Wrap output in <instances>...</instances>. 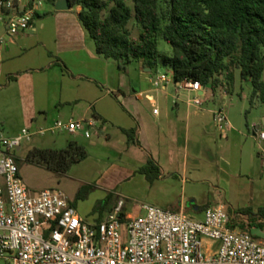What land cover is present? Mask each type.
I'll return each instance as SVG.
<instances>
[{
  "label": "crops",
  "instance_id": "1",
  "mask_svg": "<svg viewBox=\"0 0 264 264\" xmlns=\"http://www.w3.org/2000/svg\"><path fill=\"white\" fill-rule=\"evenodd\" d=\"M28 1L18 0L21 6ZM79 11L80 7L68 11H56L54 7L52 12L43 9L31 29L10 37L0 21V124H7L4 114L13 109L21 123L17 132L51 128L57 121L83 122L84 129L71 134L88 140V158L93 156L92 148L107 151L95 157L102 166L99 172L111 173L122 181L141 177L152 194L150 205L174 212L183 210L202 217L199 208L203 207L197 200L213 168L220 171L223 188L231 189L235 182L240 192L246 193L249 183L245 177L256 173L251 141L264 142L259 137L264 129L253 121V138L245 133V98L239 108L235 104L225 111L222 106L227 105L233 86L221 87L217 92L210 87L195 92L172 81L155 88L152 78L162 72L159 69L153 74L138 63L135 75L128 72V67L122 71L117 62L96 54L92 39L79 21ZM198 96L202 97L201 105L194 103ZM220 109L228 119L222 130L215 120V112ZM217 128L222 140L215 146ZM125 130H136V144L129 142ZM223 141H227L228 153ZM35 148L49 147L37 144ZM52 148L58 149L57 145ZM259 155L257 173L262 185L250 195L264 207V153ZM149 157L162 169L153 181L140 172ZM177 188L180 194L175 193ZM191 199L194 203H189ZM111 207L98 218L86 219L79 214L98 223L109 216ZM123 211L138 215L129 214L125 205Z\"/></svg>",
  "mask_w": 264,
  "mask_h": 264
},
{
  "label": "built area",
  "instance_id": "2",
  "mask_svg": "<svg viewBox=\"0 0 264 264\" xmlns=\"http://www.w3.org/2000/svg\"><path fill=\"white\" fill-rule=\"evenodd\" d=\"M42 8L43 0H29L25 6L18 0H0L6 36L31 29ZM172 81V72L152 78L155 88ZM179 86L195 92L205 88L192 80ZM194 103L201 105L202 97ZM215 120L221 130L226 128L223 110L215 112ZM84 127L81 121H57L34 132L25 128L12 139L0 135V259L5 264H264V242L231 228L222 205L204 210L202 219L150 204L130 216L119 199L105 220L92 223L80 216L64 192L33 193L13 152L35 135L77 133ZM259 137L264 140V132Z\"/></svg>",
  "mask_w": 264,
  "mask_h": 264
},
{
  "label": "trees",
  "instance_id": "3",
  "mask_svg": "<svg viewBox=\"0 0 264 264\" xmlns=\"http://www.w3.org/2000/svg\"><path fill=\"white\" fill-rule=\"evenodd\" d=\"M69 1L73 8L80 7L79 21L96 54L117 62L122 71L136 62L156 74L162 65L173 73L175 83L192 80L213 92L233 86L238 73L241 81L252 85L251 106L264 102V0ZM48 2L55 5L56 0ZM160 40L169 49L160 50ZM125 133L130 143H137L136 130ZM87 158L86 147L77 141L62 149L34 148L27 155V161L57 173ZM140 172L153 181L162 169L149 157ZM117 202L109 193L97 209L103 215L112 206L111 214ZM250 211L228 207L229 226L260 240L250 227L264 230V208L258 214ZM239 214L252 215L249 225Z\"/></svg>",
  "mask_w": 264,
  "mask_h": 264
},
{
  "label": "rangeland",
  "instance_id": "4",
  "mask_svg": "<svg viewBox=\"0 0 264 264\" xmlns=\"http://www.w3.org/2000/svg\"><path fill=\"white\" fill-rule=\"evenodd\" d=\"M53 8V5L49 3L48 0H43V8L39 10V13L43 11V9H47L48 11L52 12ZM165 49H169V45L165 41L160 40V50ZM137 64L138 63L134 62L128 66V72L131 75H135L137 70L139 71ZM159 70L164 73H168V71H170L162 65L159 66ZM251 93V83L241 81L240 76L237 73V79L233 84V94L229 95L227 105L222 106V108L224 107L225 111L232 108L235 104H237L239 108L243 103L242 98H245L243 129L250 137H252L253 121L258 122L264 129V102L259 101L254 107H252L250 103ZM232 98L235 100L234 103L231 102ZM216 101H218V99ZM6 113L9 112L7 111ZM4 115L6 117H3V121L5 119L7 124L5 126L0 124V135L6 139H12L21 133V130L20 132H17L19 131L21 125V123H19V115L14 109L9 114ZM30 131L34 132L31 129ZM72 140L79 141V143L81 142L84 146L88 144V140L78 139L76 135L68 133L67 131H63L56 132L55 134L46 133L44 135H35L30 141H24L20 150L16 149L13 152L16 157L19 169L21 170V176L25 184L33 193H40L46 189L60 190L68 195V197L75 203L78 212L81 213V215L86 219L98 218L101 215V212L97 208L99 204H101V202L106 199L109 193H112L115 198L123 200L127 212L132 215L142 213L140 210L141 206L152 204V194L150 193L148 187H146L144 180L140 179L141 177L122 181L118 178V176H112L113 174L111 173L108 174L107 172H99V170H102V166L95 157L98 156V154H106L107 151L105 149L99 147L92 148V157L87 158L80 164L74 165L69 171L65 173L53 172L44 166L36 165L27 161L28 153L34 149L37 144H41L49 148L57 145L58 149H62L65 148L68 145V142ZM221 140L220 130L217 128V136L215 138L214 145H218ZM251 142H253L250 145L252 150V165L254 171L256 170V173H253V175L249 176V178L245 177V180L247 181L246 183H249L246 193L240 192L238 188L239 185H237L235 182L231 189L223 188L219 181L221 173L218 168H213L210 170V175L208 174L210 177L208 178V182L202 186L201 197L199 200H197L199 205H201L203 208L204 205L207 204L215 206L222 205L227 211L228 207H230L232 211H241L250 207V212L253 214H258V210L260 208H264L260 205L259 201L257 202L256 196L251 198L250 195L251 190L256 192L258 187L262 185V178H260L259 174L257 173V169H259L257 164L261 161L259 154L264 153V142L260 143L254 140ZM223 144H225V152L228 153L230 150L229 146H226L227 141H223ZM106 159L110 162L116 161L113 158ZM232 162L234 163L236 161L233 160ZM244 183L245 182L242 184ZM109 185H111V187H109ZM175 193L180 194V189L177 188ZM175 193L173 196L176 195ZM192 201L193 199H191L189 203ZM204 210L205 209H203L201 212L202 217L198 216V214L195 216L190 215L189 212H186V214L196 219H202L204 216ZM238 216L243 219L245 224L249 225L252 215L239 214ZM250 229L254 235L261 238L260 240L264 238V230L253 226L250 227ZM0 264H5V262L0 259Z\"/></svg>",
  "mask_w": 264,
  "mask_h": 264
},
{
  "label": "water",
  "instance_id": "5",
  "mask_svg": "<svg viewBox=\"0 0 264 264\" xmlns=\"http://www.w3.org/2000/svg\"><path fill=\"white\" fill-rule=\"evenodd\" d=\"M54 7L56 11H68V10L73 9L69 0H56ZM148 70H151V69L148 68ZM192 203H194V201H192Z\"/></svg>",
  "mask_w": 264,
  "mask_h": 264
}]
</instances>
